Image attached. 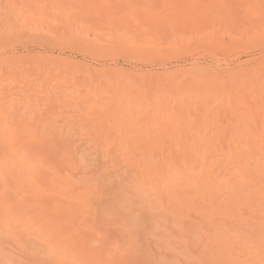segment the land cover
<instances>
[{"label":"bare ground","instance_id":"1","mask_svg":"<svg viewBox=\"0 0 264 264\" xmlns=\"http://www.w3.org/2000/svg\"><path fill=\"white\" fill-rule=\"evenodd\" d=\"M260 2L261 0H0V78H3L5 39L8 36L15 42L12 54L19 59L21 65L19 71L23 70L26 73L35 71L36 73H34V78H32L33 72L30 75L31 84L32 80L33 83L40 81L42 85L48 83L50 79L54 80L52 75H56L55 79L56 77L59 80L64 79L60 80L59 86L57 85L58 79H56V83L50 80L53 87L49 88L50 83H48V89H53L51 93L48 89L46 90V84L39 90L48 91L49 95L46 94L45 98L49 99L51 104L54 100L56 103L68 97L65 100V105L74 107L75 109L72 108V111L76 113L75 117H80L75 119L82 120L83 124L86 123L87 126L91 124L93 126L91 132L95 129L93 134L97 133L93 136L100 138H96L97 143L95 144L101 142V145L94 149V155H104L105 158H108V164L112 163L113 166L118 167L117 169L120 168L117 171L120 174L116 176L119 181L123 176L120 182L117 180L119 183L115 180L119 190H114L115 184L114 189L111 188L117 194H113L111 189L107 190L108 194L104 192L108 188L104 186V183L109 179H105V181L101 179L102 186L100 185L99 191L87 187L84 189L87 194L86 199L80 196L66 197L63 195L65 188L69 185V177L72 180H77L85 174L84 153L82 146L77 144L82 138L75 139L76 131L73 130L74 133L71 131L74 128L68 130L70 126L66 128V123V126H63L65 129L63 131L59 129L60 133L57 132V145L42 148L48 166V171L43 173L42 179L50 190V193L44 194V196L49 197L51 201L49 200L48 205H45L46 202L43 204V200H41L42 203L38 200L32 203L27 210L34 215L54 216L69 231L78 229L81 233H86L82 235L81 242L93 255V258L98 260L160 261L158 256L166 257L165 261L179 262L190 259L187 257L190 255L188 241L196 231L208 224L217 225L222 231L231 224V221L224 217L209 220L203 214L197 216L195 212L188 216L182 215L185 193L178 187L180 175L187 172L193 163L201 164L209 173L224 169L227 161L222 153L217 155L215 143L217 138L222 143H226L230 129L234 124V110L227 102L226 95L231 92L233 81L242 83L247 74H259L261 64L264 62V51L261 50L258 40L249 39V33L258 34L261 20L258 9L252 10L254 15L249 14L246 10L224 7L157 9L156 12L168 17H176L180 14L179 22L171 25L157 17L156 22L150 24L155 38L151 41H143L145 35L143 29L146 23H149L145 17L154 15L153 10L137 14L133 18L132 16L102 17L99 15L101 11L99 9L83 8L70 10L73 13L72 20L60 27L36 23L19 36H10L7 27L14 23V15L6 13L4 5H118L134 3L157 6H223L258 5ZM59 11L67 12L69 10L59 9ZM124 33L134 34L138 40L143 42L133 44L123 38L122 34ZM89 35H91V39H89ZM20 46L25 47L26 51L18 52L16 47ZM29 46L32 48L27 49ZM242 55L245 56L244 59L241 58ZM121 62L124 64H120ZM48 73H51L49 76L52 78L47 77L46 79L45 74ZM66 73L67 78L65 79L64 74ZM41 76L43 77L41 78ZM36 78L39 81H34ZM2 80L0 79L1 82ZM55 85L56 87H54ZM63 86L65 88L68 86L67 89L64 88L67 91L64 89L62 91L69 92V94L66 95L64 92V95L56 92L55 89L63 88ZM148 87L178 88L188 94L207 87L216 93L219 102L208 105L200 113H194L196 123L190 128L182 126L184 128L183 136L175 138L170 131L165 132L156 128L154 117L143 102L144 92ZM33 91L35 90L33 89ZM40 91L39 94L42 92ZM36 94L32 95L33 99L34 96L36 99ZM62 96L63 98L67 97L61 100ZM32 102L34 104H31ZM46 103H43L44 107ZM62 103L56 104L58 106ZM30 104L36 107L35 101H30ZM48 104L50 103L48 102ZM85 104L91 105V107L85 108ZM38 105L39 103L36 107L38 109L34 107L33 112L37 113H35L37 120L45 123L47 112L45 114L44 112L48 105L46 108H42L43 113ZM130 109H135L140 117L134 134L125 127V116ZM52 112L54 111L52 110ZM51 113L50 116L53 115ZM69 114L68 117L71 116ZM62 116L54 117H57L58 120V117ZM71 117L74 118V115ZM71 117L68 118V121ZM240 118V116L236 117V119ZM243 118L247 119L248 117L245 115ZM251 119L258 127L260 122L258 110ZM71 122L74 123L73 120ZM56 125L58 126V124ZM59 127L63 129L60 125ZM90 129L88 130L90 131ZM85 134L93 137L88 132ZM80 136L82 135L80 134ZM86 136L83 135L85 138ZM94 139H89V143ZM98 139L101 141L98 142ZM190 140H195L197 144H203V150L199 153L194 152L189 147ZM29 142L30 137H25V143ZM137 144L139 147L136 146ZM14 151L21 152L22 146H16ZM84 152L86 154V151ZM132 155H136L138 158L132 159ZM4 157L3 121L0 119V164ZM258 158L259 153L256 158L257 169L259 167ZM101 163L103 166V162ZM109 172L110 170L105 172L106 175L108 173L107 176L111 174ZM102 174L104 173L102 172ZM107 176L104 175V178H109ZM108 182H112L111 179ZM103 186L104 191L102 190ZM3 191V186H0V225H2L4 214ZM93 194L97 199L102 196L107 197L109 204L103 203L107 198H100L101 203L105 205L96 204L97 200L93 201L95 198L92 196ZM118 196L120 197L118 198ZM116 197L117 199H115ZM127 198L137 200L136 208L138 207L141 212L145 213L143 229L138 228L142 224L136 223L138 227L134 224L135 209L133 208L135 206L125 203ZM14 199L19 203V197L14 195ZM100 205L102 206L98 207ZM82 221L95 225L97 230H102L106 235L116 240H122L125 231L134 230L139 241L140 253L124 257L117 249H112L110 253L102 251L96 243L97 232L92 229L80 228ZM178 221L183 227H178ZM259 224L260 217L257 212V229H259ZM168 235L177 236L181 241L172 239L167 244V241L164 243L161 239V241L159 240V237L165 236L164 238H166L167 236L168 238ZM22 239L28 242L30 238L23 235ZM181 249H186L187 252L183 251L182 253Z\"/></svg>","mask_w":264,"mask_h":264},{"label":"snow or ice","instance_id":"2","mask_svg":"<svg viewBox=\"0 0 264 264\" xmlns=\"http://www.w3.org/2000/svg\"><path fill=\"white\" fill-rule=\"evenodd\" d=\"M235 10H259L261 25L258 34L250 32V40H258L264 51V0L258 5H151V4H94V5H48V4H7L6 13L14 15V23L9 24V35L19 36L32 25L60 27L72 20V9L95 8L101 10L100 16H132L153 10L148 15L143 31V41H151L155 33L150 27L157 17L171 25L179 22L176 17L164 16L157 9L168 8H217ZM59 9H67L61 12ZM123 38L131 43L143 42L134 34L124 33ZM89 35V39H91ZM15 42L6 36L4 55V86L0 89V119L3 121L5 157L0 164V186H3L4 214L0 225V264H264V62L259 74L249 73L243 82L233 81L230 93L226 95L234 112V124L230 129L227 142L217 138V155L223 154L227 163L223 170L209 173L201 164L193 163L187 172L180 175L178 187L185 193L184 216L195 212L203 214L209 220L224 217L231 224L222 231L217 225L208 224L196 231L188 241V252L201 256L210 254L211 258H196L184 261H154L136 259H116L102 261L93 258L81 242L78 229L69 231L55 218L32 214L28 207L41 199L50 190L44 184L42 175L48 171L43 147L56 146L58 128L50 123L37 120L35 113L29 110L32 90L42 88L39 82L29 84L26 77L19 74L20 62L12 50ZM11 84V86H9ZM143 102L154 117L156 128L171 132L175 138L183 136L184 128L196 123L194 113H200L208 105L218 103L216 93L203 88L192 94L183 90L148 87ZM85 108L91 105L85 104ZM260 113L259 126L251 117ZM247 115V119L243 117ZM240 116V119H236ZM140 117L135 109L125 116V127L135 133ZM25 137L30 142L25 143ZM258 141V143H257ZM22 151L16 153V146ZM32 145V146H29ZM139 147V145H136ZM189 147L196 153L203 150V144L189 141ZM257 153L258 169H257ZM132 159L138 158L136 155ZM85 174L77 180L69 177V185L63 195L80 196L86 199L84 189L100 190V176L85 163ZM91 173V174H89ZM19 197V203L14 199ZM259 212V229L256 216ZM178 227H183L178 221ZM80 228L97 232V246L104 252L117 249L124 257L140 253V245L134 230L125 231L122 240H116L97 230L95 225L82 221ZM27 235L28 242L22 236ZM258 257V259H257Z\"/></svg>","mask_w":264,"mask_h":264},{"label":"rangeland","instance_id":"3","mask_svg":"<svg viewBox=\"0 0 264 264\" xmlns=\"http://www.w3.org/2000/svg\"><path fill=\"white\" fill-rule=\"evenodd\" d=\"M29 48H32V47L29 46L27 49H29ZM16 50H18V52H22V51L25 52V51H26V48L20 46V47H16ZM241 58L244 59L245 56L242 55ZM120 64H124V63L121 62ZM21 71H22V73H21ZM32 72H33V73H32ZM32 72H31V73L33 74V77H32V78H34V77H35V75H34L35 71H32ZM2 73H3V72H2ZM31 73H30V72L26 73V72L23 71V70H20V71H19V74H20V75H22V76H24V77H25V75H26V78H27L26 82H27V83L30 82L29 84H31V80H30V79H32V78L30 77ZM54 73H55V72H54ZM56 73H57V72H56ZM35 74H36V73H35ZM49 74L51 75V73L45 74L46 79H47V77H51V76H49ZM0 75H1V74H0ZM47 75H48V76H47ZM64 75H65L64 78L66 79V78H67V73L64 74ZM43 76H44V74H43ZM43 76H41V78H42ZM53 76L55 77L56 75H52V77H53ZM0 77H1V76H0ZM45 77H44V78H45ZM52 77H51V78H52ZM54 77L52 78V79H54V80H51V79H50V80H51V81H54V82L56 81V79L59 80V78L56 77V79H55ZM60 78H61V76H60ZM0 79L2 80L3 78H0ZM38 79H39V78H38ZM3 80H4V79H3ZM3 80H2L3 83L0 81V84L2 83V84H1L2 86L0 85V87H3V86H4V81H3ZM29 80H30V81H29ZM35 80H37V78L34 79V81H35ZM42 80H43V79H42ZM50 80H49V81H50ZM60 80L63 81L64 79L62 78V79H60ZM60 80H59V82L57 81V82H58V83H57L58 86L60 85V82H61ZM37 81H39V80H37ZM47 81H48V80H47ZM47 81H46V82H47ZM49 81H48V83H50V87H49L48 83H43V85H45V84L47 85V88L45 87L46 90L48 89V87H49V88L53 87V86H51V85H52L51 81H50V82H49ZM35 82H36V81H35ZM39 82H40V81H39ZM44 82H45V80H44ZM32 83H33V80H32ZM40 83H42V82H40ZM55 83H56V82H55ZM55 83H54V84H55ZM54 84H53V85H54ZM61 84H62V83H61ZM63 84H64V83H63ZM9 86H11V84H10ZM58 86H57V87H58ZM61 86H62V85H61ZM64 86H65V85H64ZM64 86H63V88H60V89H55V88H54V89L57 90V91H56L57 93L60 92V93H63L64 95H65V93H66V95H67V94H69V92H68V93L65 92V91H67V90H65V89H67L68 86H67L66 88H65ZM54 87H56V85H55ZM64 88H65V89H64ZM0 89H2V88H0ZM39 89H40V88L34 89L35 91L32 90V95L37 93L36 95H37V97L39 96V98L37 99V97H36V99H35V96H34V99H33V98H32L33 96L31 95V97H30V101H35V105H36V107H37V103H39L38 106H40L41 109L44 107L43 103H46V102H47L46 105H48V108L46 109V111L44 112V110H43L44 108H46V105H45V107L42 109V113L44 112V114H45V113L47 112V113L49 114V116H47V115H48L47 113L45 114L46 116L44 115V116L46 117V118L44 117V118H45L44 120L47 119V120L45 121V123H50L52 126L55 125L56 127H58V129H60V131H61V130L63 131V130L65 129L64 127L66 126V123H67L66 128H68V127L70 126V128H69L68 130L74 128V129H72L71 131H72V132H73V130H74V132L76 131V132H75L76 134H74V135H75V137H74L75 139H76V138H79V140H80L81 138H82L81 140L84 139L82 142H81V140H80V141H79L80 143L77 142V144H78L79 146H82V150H83V153H84L83 156H84V161H85L84 163H88V164L92 165V170L95 171V172L100 176V185H101V186H102V184H101V183H102V182H101V179H102V181H103V180L105 181V179H106V180H107V179H109V180L111 179L112 182H108L109 180H107L106 182H108V183H107V184H105L106 182L104 183V186H105L106 188L108 187L106 190H105L104 186H103L104 189L101 187L102 190H103V191L105 190L104 192H107V194H108V191H109L111 188L114 187L115 180H116V181L118 180V177H116V176L120 174V173L117 172L120 168L117 169L118 167L113 166L112 163H109V164H108V160H107L108 158H107V157L105 158L104 155H102V156H100L101 154H98V155L96 154V155H94V149H95L96 147H98V145H99V146L101 145V142H100V144H99V143H98V144H95V143H97V139H96V138H99V136L94 137V136L97 134V133H96V134H93V133H95V132H94L95 129H93V132H91V131H92V128H93V126H92L91 124H88V126H87V124H86L85 122H84V123H85L86 125L83 124V121H82V120H81V121H80V119L76 120L77 118H80V117H79V116L75 117V116H76V113H75L74 111H72V110L75 109V108L72 107V108H73V109H72V108L70 107L71 105H65V104H66V103H65V100L68 99L67 96H64V98L67 97V99L63 100L64 98H63V96H62V98H60V99L63 100V101H58V102H56L57 104H58L59 102H60V103L63 102L61 105H65L64 107H65L66 111H64V110H65L64 107L61 106L60 104L57 106V104L55 103V100H54V102L52 101V102H53L52 104H51V101H49V99L46 100V98H45V97H46V94L48 93V91H49V93H51V90H53V89H48V91H46V90H41L42 92L44 91L43 93H42ZM43 89H44V88H43ZM62 89H64L65 91H64V90L62 91ZM69 89H71V88H69ZM69 89H68V90H69ZM36 90H38V91L36 92ZM58 90H59V91H58ZM39 91L41 92V93H40L41 95L39 94ZM54 92H55V91H54ZM64 92H65V93H64ZM42 95H43V96H42ZM47 95H49V94H47ZM40 96H41V97H40ZM47 97L49 98V96H47ZM42 98H43V100H42ZM60 99H57V100H60ZM40 100H41V101H40ZM45 100H46V101H45ZM48 102H49L50 104H48ZM41 103H42V106H41ZM31 104H34V103L32 102ZM31 104H29V106H30ZM50 105H51V106H50ZM52 105H53V106H52ZM34 107H35L34 105H31V108H30L29 110L33 111V110L36 108V107H35V108H34ZM51 108H52V109H51ZM36 109H38V108H36ZM60 109H61V110H60ZM52 110H53L54 112H52ZM57 110H58V111H57ZM68 110H70V111H68ZM48 111H49V112H48ZM56 111H57V112H56ZM71 111H72V112H71ZM51 112H52V113H51ZM55 112H56V114H57V113H58V114H57V115H56V114H53V113H55ZM67 112H68V113H67ZM34 113H36V112L34 111ZM50 113L53 114V115L50 116ZM66 113H67V114H66ZM69 113H70V114H69ZM72 113H73V115H74V118L71 117V116H73ZM74 113H75V114H74ZM36 114H37V113H36ZM68 114L71 115V116H69V117H71V118H70V121H68V120H69V119H68L69 117L67 116ZM59 115H60V116L65 115V116H62V117H63V118L61 117L62 119L58 117V120H57V117L55 118L54 116H59ZM52 117H54L55 119L53 118V119H54V120H53ZM72 118H73V119H72ZM75 118H76V119H75ZM65 119H66L68 122H67ZM50 120H51V121H50ZM55 120H56L57 122H56ZM64 120H65V123H64ZM72 120L74 121V123L71 122ZM47 121H48V122H47ZM53 121H54V122H53ZM77 121H78V122H77ZM60 122H61V123H60ZM76 122H77V123H76ZM80 122H81V123H80ZM54 123L58 124V126H57L56 124H54ZM68 123H70V124L68 125ZM71 123H73V124H71ZM78 123H79V124H78ZM61 124H62V125H61ZM75 124H76V125H75ZM80 124H81V125H80ZM59 125H60L61 127L64 126L63 129H61V128L59 127ZM71 125H72V126H71ZM77 125H79V126H77ZM82 125H83V128H82ZM89 125H90V127H89ZM86 126H87L88 128H87ZM56 127H54V128H56ZM75 127H76V128H75ZM77 127H81V128H77ZM84 128H86V129H84ZM89 128H91L90 131L88 130ZM76 129H77V130H76ZM82 129H83V130H82ZM65 131H67V130H65ZM71 131H70V133H72ZM95 131H96V130H95ZM67 132H68V131H67ZM74 132H73V133H74ZM87 132H88V134H89L90 136H93V135H94V136H93V137H89L87 134H85V133H87ZM58 133H60V132L58 131ZM73 133H72V134H73ZM82 133H83V134H82ZM77 134H79V135H77ZM80 134H81L82 136H80ZM91 134H92V135H91ZM74 135H73V136H74ZM83 135H84V136L87 135L88 138H87V136H86V138H87V139H86L85 137H83ZM77 136H78V137H77ZM91 138H92V139L95 138L96 140H95V139H94V140H95L96 142H95L94 140H91V143H89V142H90L89 139H91ZM85 139H86V142H85ZM99 139H100V138H99ZM99 139H98V142L101 141V140H99ZM87 140H88V141H87ZM77 141H78V139H77ZM93 141H94V142H93ZM85 143H86V144H85ZM83 144H84V146H83ZM85 145H86V146H85ZM93 145H96V146L94 147ZM93 147H94V148H93ZM84 151H86V154H85ZM103 157H104V158H103ZM87 158H88V159H87ZM96 158H97V159H96ZM87 160H88V161H87ZM105 160H106V161H105ZM101 162H103V164H104L103 166H102V163H101ZM106 162H107V163H106ZM105 164H106V165H105ZM109 165H111V166H109ZM93 166H94V167H93ZM98 168H99L100 170H99ZM106 168H108V169H106ZM115 169H117V170H115ZM105 170H107V171L110 170L109 174H110V173H111V174H110L109 176H107L108 173H107V175H106L105 172H107V171H105ZM111 171H112V172H111ZM115 171H116V172H115ZM102 172H103L104 174H102ZM114 172H115L116 174H115ZM90 174H91V173H90ZM104 175L107 176V177H109V178H106V177L104 178ZM114 175H115V177H114ZM119 179H120V176H119ZM122 179H123V176H121L120 181H121ZM118 181H119V180H118ZM118 181H117V182H118ZM120 181H119V182H120ZM117 182H116V183H117ZM119 182H118V183H119ZM110 183H112V184H110ZM116 185H117V184H115V189H114V188H113V189L118 191L119 189H117V186H116ZM109 186H111V187H109ZM113 189H111L112 192H113ZM107 190H108V191H107ZM114 193H116V192H113V194H114ZM111 194H112V193H111ZM116 194H117V193H116ZM92 196L95 197V198L92 197V198H93V201L95 202V201L97 200L95 203L98 204V205L102 202V200H100V198H102V199H106V198H107V197L105 198V197L102 196V197H100L99 199H97L96 196H95V194H93ZM110 196H111V195H110ZM115 196H116V195H115ZM45 197H46V198H45ZM119 197H120V196H118V198H119ZM44 198H45V199H44ZM115 199H117V197H116ZM127 199H128V200H126L125 203L127 202V204H129L130 206H133V207L135 206V208H133V209H135V213H134L135 216H133L134 224H136V223H137L138 225H141V224H142V226H139V227H138L137 224H136V227H138L139 229H140V228L143 229V223L145 222V221H144V220H145V217H144V216H145V213H143V211L141 212V211L139 210L138 207L136 208V205H137V203H138L137 200H131L130 198H127ZM41 200H43V201H42L43 204H44V202L47 203V204L45 203V205H48V203H49L48 201H49V200L51 201V199H50L49 197L44 196V195L41 197V199H40L39 201L41 202ZM104 201H105V202H103V203L106 204V202H107V203L109 204V199H108V198H107V200H104ZM42 202H41V203H42ZM131 203H132V204H131ZM101 204H102V203H101ZM105 204H102V205H105ZM135 204H136V205H135ZM51 205H52V204H51ZM102 205H100V206H98V207H101ZM49 206H50V204H49ZM137 209H138V211H137ZM139 211H140L141 213H140ZM50 217H51V215H50ZM52 217L54 218V216H52ZM135 218H136V219H135ZM111 224H113V223H111ZM162 236H163V235H162ZM164 237H165V236H164ZM164 237H159V240L161 239L164 243L167 241V244L169 243L168 241H171L172 239H177L178 241H181L177 236H170V235H168V238H167V236H166V238H164ZM161 240H160V241H161ZM167 246H168V245H167ZM180 251H181L182 253H183V251H184V252H187L186 249H181ZM185 256H186V255H185ZM187 257H189L190 259H196V258H211L210 254H204V256H201L199 253H190V255H187ZM159 258H160V259H159ZM158 260H160V261H165V260H167V259H166V257H164V256H161V257L158 256Z\"/></svg>","mask_w":264,"mask_h":264}]
</instances>
